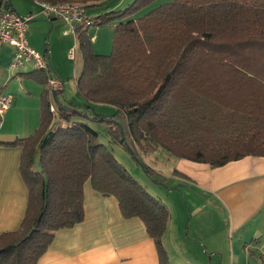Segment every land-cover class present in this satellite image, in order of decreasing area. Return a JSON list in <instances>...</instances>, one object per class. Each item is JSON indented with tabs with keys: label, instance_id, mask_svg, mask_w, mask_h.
<instances>
[{
	"label": "trees",
	"instance_id": "16d2710c",
	"mask_svg": "<svg viewBox=\"0 0 264 264\" xmlns=\"http://www.w3.org/2000/svg\"><path fill=\"white\" fill-rule=\"evenodd\" d=\"M0 1L10 8L9 0ZM155 1L134 0L74 29L82 56L77 93L87 103L113 107L111 115L89 118L90 107L60 103L63 90L55 94L51 113L45 89L38 128L26 138L0 142L22 148L19 170L28 192L21 225L0 235V264H36L58 230L81 223L87 182L101 196H113L124 219L143 223L158 264H168L162 243L170 218L166 205L132 177L86 121L105 124L110 142L158 184L142 160L158 150L211 168L264 157V0H171L136 17ZM112 22V51L96 54L88 29ZM29 75L46 84L41 72ZM259 259L264 264V253Z\"/></svg>",
	"mask_w": 264,
	"mask_h": 264
},
{
	"label": "crops",
	"instance_id": "0c3cea01",
	"mask_svg": "<svg viewBox=\"0 0 264 264\" xmlns=\"http://www.w3.org/2000/svg\"><path fill=\"white\" fill-rule=\"evenodd\" d=\"M24 1H31L35 8H23L20 2ZM9 2L10 9L20 16H36L28 23L29 46L40 54L47 52L53 75L64 84L58 57L75 60L68 58L72 47H78L75 36L64 34L68 29H62L66 24L61 20L37 21L41 15L36 0ZM38 46L43 51L39 52ZM13 51L0 42V95L9 98L7 109L0 114L2 143L26 138L38 128L41 94L46 89L29 75L34 71L31 64L10 68ZM64 89L63 85V93ZM21 153V147L0 146V235L16 231L26 212L28 192L19 170ZM169 157L165 160L170 161ZM176 161L184 169L177 170L179 165L173 169L176 181L192 184L217 201L216 207L205 213L200 205L194 208L196 217L192 215L187 233L183 204L174 199L165 203L170 218L162 243L168 264H260L264 253V157L248 156L219 168ZM87 183L84 220L73 228L58 230L36 264H158L154 241L143 223L138 218L124 219L113 196H101ZM193 202L195 206L197 201Z\"/></svg>",
	"mask_w": 264,
	"mask_h": 264
},
{
	"label": "rangeland",
	"instance_id": "374dc122",
	"mask_svg": "<svg viewBox=\"0 0 264 264\" xmlns=\"http://www.w3.org/2000/svg\"><path fill=\"white\" fill-rule=\"evenodd\" d=\"M81 1V0H80ZM134 0H102L98 2L97 6L88 7L86 8V14L89 18L93 19L94 17L106 13L107 10L110 11H119L126 9L129 5L133 3ZM171 0H156L152 4H150L147 8L141 10L136 17H141L146 14L148 11L162 5L165 3H169ZM73 2V1H72ZM23 8H35V6L31 3V1H24L20 2ZM79 3V2H76ZM92 3V2H91ZM102 3V4H101ZM86 6V4H84ZM46 21L47 23L50 20L44 19L42 16L37 19ZM117 22H112L106 26L102 27H94L91 26L88 29V36L90 37V41L92 44V48L94 52L100 53L101 55H108L112 51V36L114 26ZM62 29H67V26H64ZM69 34L73 35L72 32ZM93 37V40L91 38ZM73 40V37H70ZM38 43L42 41V38H37ZM44 42V41H43ZM48 44V43H47ZM49 45H47V48ZM74 47H72L73 49ZM75 60L68 61L64 56L58 57L59 62L57 63L60 66V72L63 75V82H64V93L63 96H59L60 103H67L77 107L78 109H84L85 107H90L91 110L87 112L89 118L93 113H97L104 116H109L114 112V108L104 104H94V103H87L80 98L77 93L76 89V73L77 71H81L82 69V60L80 55V50L78 47H75ZM37 50L43 51L41 46L37 47ZM88 126L93 129L98 134V140L105 144L112 152L114 158L122 164L125 169L132 175V177L142 185L146 191L152 195L153 197L160 199L161 202L165 205L167 202H172V200H178L184 206L186 211V222H185V233L188 232V224L190 223L191 217L195 219L196 213L194 208L197 205L201 206L202 212L205 213L209 209H213L216 207V199L212 198L208 193L205 191L199 190L192 186L189 183H180L176 181L174 177H172V171L174 168L178 167V160L175 157H169L170 161L165 157L168 155L163 150H158L153 154L148 156H143L142 160L146 163L151 169L154 170V178L160 180L162 184L156 183L153 179H151L142 167L134 160L131 155L126 152L120 146L113 144L110 142L109 137L106 134L107 126L105 124H99L90 121H86ZM167 154V155H166ZM37 166V165H36ZM179 171L184 170L179 165L176 168ZM89 184V183H87ZM174 187L177 191H170L167 188ZM160 197V198H159ZM193 200H196L197 203L194 206ZM171 208V207H170ZM168 263V260H167ZM218 264V263H217Z\"/></svg>",
	"mask_w": 264,
	"mask_h": 264
},
{
	"label": "built area",
	"instance_id": "2783aa9c",
	"mask_svg": "<svg viewBox=\"0 0 264 264\" xmlns=\"http://www.w3.org/2000/svg\"><path fill=\"white\" fill-rule=\"evenodd\" d=\"M40 6V15L46 19H56L63 21L68 31L72 32L80 26H90L93 21L86 14V8L80 3L72 1H58L55 3L36 0ZM36 16L29 14L20 16L10 8L0 9V42L13 48V58L10 64L11 69H18L31 64L35 70L45 76V87L50 97L49 110L55 113L53 94L63 90L62 81L55 77L50 69L47 55L40 54L29 46L28 43V23L34 20ZM75 48L68 52V58L74 59ZM9 105V98L0 95V114H2Z\"/></svg>",
	"mask_w": 264,
	"mask_h": 264
},
{
	"label": "water",
	"instance_id": "95a60500",
	"mask_svg": "<svg viewBox=\"0 0 264 264\" xmlns=\"http://www.w3.org/2000/svg\"><path fill=\"white\" fill-rule=\"evenodd\" d=\"M8 8V7H7ZM6 7H5V5H2V3H1V1H0V9H7ZM53 99H54V101H56V95L55 94H53ZM52 137V133L51 132H49L46 136H45V138L43 139V142H42V144L40 145V148H43V146L45 145V143L50 139Z\"/></svg>",
	"mask_w": 264,
	"mask_h": 264
}]
</instances>
